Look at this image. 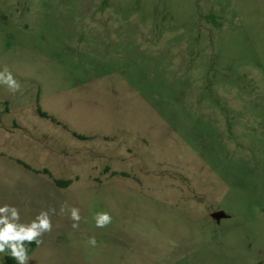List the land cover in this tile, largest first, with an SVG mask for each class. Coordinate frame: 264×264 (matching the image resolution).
Here are the masks:
<instances>
[{
	"label": "rangeland",
	"instance_id": "374dc122",
	"mask_svg": "<svg viewBox=\"0 0 264 264\" xmlns=\"http://www.w3.org/2000/svg\"><path fill=\"white\" fill-rule=\"evenodd\" d=\"M5 66L0 206L55 209L29 264H264V0H0Z\"/></svg>",
	"mask_w": 264,
	"mask_h": 264
},
{
	"label": "clouds",
	"instance_id": "9594fccd",
	"mask_svg": "<svg viewBox=\"0 0 264 264\" xmlns=\"http://www.w3.org/2000/svg\"><path fill=\"white\" fill-rule=\"evenodd\" d=\"M0 84L7 86V89L16 93L21 90L19 81L15 79L7 66L0 71ZM65 209L73 222L71 227L77 229L81 221L80 209L69 207L67 203L61 206V214ZM50 213L55 214V209L40 211L30 223L20 222V210L8 204L0 206V254L8 253L17 264H29L28 247L32 243L37 245L43 243L41 237L52 230ZM95 227L105 228L112 222V216L107 211H100L94 214ZM87 243L96 246L95 237H89Z\"/></svg>",
	"mask_w": 264,
	"mask_h": 264
},
{
	"label": "trees",
	"instance_id": "16d2710c",
	"mask_svg": "<svg viewBox=\"0 0 264 264\" xmlns=\"http://www.w3.org/2000/svg\"><path fill=\"white\" fill-rule=\"evenodd\" d=\"M37 112H38V114L41 117H44V118H48L49 117L45 112L41 111L39 108L37 109ZM55 183L57 185H67V184H69V181L55 180ZM35 246H36V243H32L30 245H27L28 254L31 253L35 249ZM3 264H17V262L14 259H12L10 257V255L6 252L5 255H4V258H3Z\"/></svg>",
	"mask_w": 264,
	"mask_h": 264
},
{
	"label": "water",
	"instance_id": "95a60500",
	"mask_svg": "<svg viewBox=\"0 0 264 264\" xmlns=\"http://www.w3.org/2000/svg\"><path fill=\"white\" fill-rule=\"evenodd\" d=\"M224 216H225V214L222 211L215 212V213L211 214V217L216 219V220H219L221 217H224Z\"/></svg>",
	"mask_w": 264,
	"mask_h": 264
},
{
	"label": "crops",
	"instance_id": "0c3cea01",
	"mask_svg": "<svg viewBox=\"0 0 264 264\" xmlns=\"http://www.w3.org/2000/svg\"><path fill=\"white\" fill-rule=\"evenodd\" d=\"M4 128L3 127H0V133H4V134H8L7 132H6V130H3ZM214 219V218H213ZM214 220H216V219H214ZM216 221H219V220H216ZM30 254V253H29Z\"/></svg>",
	"mask_w": 264,
	"mask_h": 264
}]
</instances>
